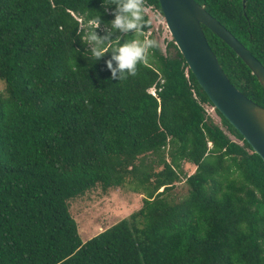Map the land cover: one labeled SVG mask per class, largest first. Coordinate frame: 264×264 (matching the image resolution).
<instances>
[{"label": "trees", "instance_id": "1", "mask_svg": "<svg viewBox=\"0 0 264 264\" xmlns=\"http://www.w3.org/2000/svg\"><path fill=\"white\" fill-rule=\"evenodd\" d=\"M194 1L264 68V0ZM107 5L0 0V264H264V163L213 109L172 40L136 77L111 79V52L94 61L84 39L97 15L98 35L110 30ZM202 31L230 84L264 108L246 66ZM131 38L113 31L112 47ZM180 162L194 170L175 202ZM96 185L144 197L82 243L68 201Z\"/></svg>", "mask_w": 264, "mask_h": 264}, {"label": "water", "instance_id": "2", "mask_svg": "<svg viewBox=\"0 0 264 264\" xmlns=\"http://www.w3.org/2000/svg\"><path fill=\"white\" fill-rule=\"evenodd\" d=\"M156 2L174 46L213 109L264 163V108L247 99L230 84L207 44L202 27L235 54L264 92L263 66L194 0Z\"/></svg>", "mask_w": 264, "mask_h": 264}, {"label": "rangeland", "instance_id": "3", "mask_svg": "<svg viewBox=\"0 0 264 264\" xmlns=\"http://www.w3.org/2000/svg\"><path fill=\"white\" fill-rule=\"evenodd\" d=\"M150 28L146 33L156 39L162 53L165 52L166 43L171 41L169 33L164 28V23L160 17H150ZM80 28L85 29V26ZM86 32V30H85ZM115 36V35H114ZM0 93H4V85L0 81ZM206 112L213 122L219 125L218 119L208 106H204ZM233 140L232 137H230ZM145 162L154 161L152 156H146ZM165 160H167L165 156ZM154 170H159L156 164H153ZM194 167L186 162H180V180L175 183L174 189L169 193L171 201L178 202L186 195V185L183 183V176L190 175ZM143 194L134 193L127 187L110 188L102 191L98 185L89 188L83 193L77 195L68 201V212L73 218L77 234L82 243L86 242L97 233L114 225L119 220L127 217L130 213L138 210L141 206Z\"/></svg>", "mask_w": 264, "mask_h": 264}, {"label": "clouds", "instance_id": "4", "mask_svg": "<svg viewBox=\"0 0 264 264\" xmlns=\"http://www.w3.org/2000/svg\"><path fill=\"white\" fill-rule=\"evenodd\" d=\"M115 5L111 12L114 19L109 22L110 30L106 26L105 35H98L97 29L101 27L100 15L92 18L91 27L84 39L89 46L91 58L99 61L111 52L110 59L105 61L107 70L111 73V79L124 81L129 77H136L138 66L149 62L153 50L159 48V43L146 33L151 21L147 20L146 0H108V6ZM132 34V38L123 44L112 47V32Z\"/></svg>", "mask_w": 264, "mask_h": 264}, {"label": "built area", "instance_id": "5", "mask_svg": "<svg viewBox=\"0 0 264 264\" xmlns=\"http://www.w3.org/2000/svg\"><path fill=\"white\" fill-rule=\"evenodd\" d=\"M146 7H147V11L145 13V17L148 20L150 19V17H154L155 16L156 18L160 17L162 19V23H164L162 15H161V13L158 11V9L156 7H154L153 5L149 4L147 1H146ZM75 20L80 24V22H81L80 19L75 18ZM88 24L91 25L90 23H88ZM80 27H81V25L79 26V28ZM164 28L167 31L165 24H164ZM148 34H150V33H148ZM147 93H149L150 95L154 96V88L148 89Z\"/></svg>", "mask_w": 264, "mask_h": 264}, {"label": "crops", "instance_id": "6", "mask_svg": "<svg viewBox=\"0 0 264 264\" xmlns=\"http://www.w3.org/2000/svg\"><path fill=\"white\" fill-rule=\"evenodd\" d=\"M194 170V169H193ZM193 172V171H192Z\"/></svg>", "mask_w": 264, "mask_h": 264}, {"label": "flooded vegetation", "instance_id": "7", "mask_svg": "<svg viewBox=\"0 0 264 264\" xmlns=\"http://www.w3.org/2000/svg\"><path fill=\"white\" fill-rule=\"evenodd\" d=\"M243 1V0H242Z\"/></svg>", "mask_w": 264, "mask_h": 264}]
</instances>
